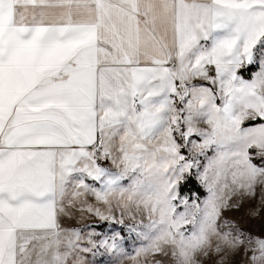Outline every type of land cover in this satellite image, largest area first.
I'll return each mask as SVG.
<instances>
[{"label":"snow or ice","instance_id":"1","mask_svg":"<svg viewBox=\"0 0 264 264\" xmlns=\"http://www.w3.org/2000/svg\"><path fill=\"white\" fill-rule=\"evenodd\" d=\"M197 155L208 194L189 202ZM258 186L264 0H0V264H82L81 231L61 224L70 209L127 216L145 242L133 264L241 247L264 264V236L222 219Z\"/></svg>","mask_w":264,"mask_h":264},{"label":"rangeland","instance_id":"2","mask_svg":"<svg viewBox=\"0 0 264 264\" xmlns=\"http://www.w3.org/2000/svg\"><path fill=\"white\" fill-rule=\"evenodd\" d=\"M256 66L257 69L254 70V72L259 70L258 65H255V67ZM244 72L248 73L249 70L245 69ZM247 121L249 120H246L245 123ZM200 126L206 127V125L203 124ZM192 139L197 140L198 143L202 142V138L193 137ZM182 152L185 156L190 155L188 149H182ZM214 152V149H209L207 150L206 156L210 157L214 155ZM206 156L197 155L196 159L200 163V168H193L190 173L185 174V179L187 176L193 177L199 187L203 190L204 194L199 200H203L208 194L206 188L198 179V173L202 172L203 166L207 164ZM107 161H104V167H108L112 171H118L116 165L109 164ZM183 181H181V183ZM88 182L91 183V181ZM122 183L125 187H128L132 181L131 179H125ZM181 196L187 197L189 202L197 198L195 195L191 198L187 195ZM88 199L89 202L95 203L93 197H88ZM230 203H237L239 207H233L226 210L223 213V220L230 221L232 225L246 234H251L252 236H264V189L258 186L255 196H236L233 197V200ZM69 211L71 215L62 217L61 219L62 227L79 229L84 237L81 247H87L90 249L80 255L79 259L82 264H133L128 257L134 254V251L141 247L145 242L142 238L137 237L135 233H130L128 231L127 225L132 222L127 216L124 218V224H120L115 221L101 220L99 217L89 213L82 214L77 209H70ZM115 215L117 216V219H119V209L115 210ZM89 234L94 235L90 236ZM113 239H115L117 245L115 248L106 247L101 244V241H108L111 243ZM91 241H95V246H93ZM250 255L251 253L246 252L245 247H241L238 250H229L226 253L221 254L213 252L210 253L208 257H200V260L201 264H221V258L223 257V264H250ZM157 259H162L164 264H172L170 257L157 256Z\"/></svg>","mask_w":264,"mask_h":264},{"label":"trees","instance_id":"3","mask_svg":"<svg viewBox=\"0 0 264 264\" xmlns=\"http://www.w3.org/2000/svg\"><path fill=\"white\" fill-rule=\"evenodd\" d=\"M257 67L255 65L251 67L242 68L239 71V74L243 76L245 79L250 78V73H252L254 70H256ZM249 70L248 73H245L244 70ZM261 121L257 119L256 121L249 120L245 123L244 126H249L251 124H258ZM257 163H259L257 161ZM204 194L203 190L199 187V185L196 183V181L191 176H187L186 179L180 184V195H187L189 198H191L193 195H195L197 198H200Z\"/></svg>","mask_w":264,"mask_h":264},{"label":"crops","instance_id":"4","mask_svg":"<svg viewBox=\"0 0 264 264\" xmlns=\"http://www.w3.org/2000/svg\"><path fill=\"white\" fill-rule=\"evenodd\" d=\"M258 47H259V46H258ZM256 67H257V66H256ZM245 68H246V67H245ZM256 69H257V68H256ZM253 72H254V71H253ZM253 72H252V74L250 73V78H249V79L252 78ZM238 74H239V73H238ZM239 75H240V74H239ZM204 83H207V82H204ZM107 162H108L109 164H112V163H111V160H108Z\"/></svg>","mask_w":264,"mask_h":264},{"label":"built area","instance_id":"5","mask_svg":"<svg viewBox=\"0 0 264 264\" xmlns=\"http://www.w3.org/2000/svg\"><path fill=\"white\" fill-rule=\"evenodd\" d=\"M102 166H104V161H101Z\"/></svg>","mask_w":264,"mask_h":264}]
</instances>
